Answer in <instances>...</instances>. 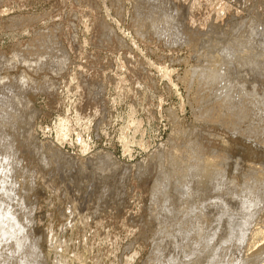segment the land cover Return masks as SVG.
Returning <instances> with one entry per match:
<instances>
[{"label":"rangeland","instance_id":"1","mask_svg":"<svg viewBox=\"0 0 264 264\" xmlns=\"http://www.w3.org/2000/svg\"><path fill=\"white\" fill-rule=\"evenodd\" d=\"M207 1H196L201 5L197 6L198 9L194 8L188 24L194 30L201 29L204 32L211 23L217 19L219 21L225 12L228 13L225 16V21L229 22L225 23L223 43L227 42V37L232 38L231 35H244L248 39L252 21L258 17L256 14L261 12L260 15L264 16V0H246V4L243 0ZM225 5L230 11H226ZM261 16L259 18L263 19ZM104 23L110 29L109 33L105 32ZM138 23L133 0H0V78L15 77L19 85L26 78L23 83L26 86H20L25 89L27 100V103L21 101V104L18 92L13 99L18 97L19 101H14L17 103L12 111L8 113L4 106H0V145L4 140L9 142L16 157L12 161L13 169H0V181L9 178L15 188L11 208L15 209L17 215L24 213V210L29 212L30 222L34 223L30 225L31 236L40 237L39 248L46 264H58L60 260L64 264H82L87 258L91 263L99 258L102 264H125L127 261H131V264H158L153 257L164 227L155 218L153 210L157 205L152 193L156 181L163 179L169 168V156L173 154L191 168H196L200 164L197 160L201 158L212 159V169L225 171L228 182L237 180L236 185L240 187L235 185L232 193H241L250 172L263 189L264 85L261 87V84H264V65L255 66L253 61L256 58L253 61L251 59V62L249 60L247 66L237 59L231 64H216L212 58H207L211 55L209 45V50L206 46V50L204 47L199 48L203 39L196 42L197 48H190L186 42V45L166 46L164 39L150 31V25L146 28L145 36L136 34ZM208 43L214 44L212 40ZM47 51L54 52L56 58L48 55ZM46 53L49 59L44 55ZM204 55L206 58H203ZM43 57L45 62L44 59L40 60ZM51 59H54L53 62ZM60 59L62 61L58 64ZM258 59L262 60L261 57ZM151 62L166 72L176 70L171 73V80L163 76L162 71ZM51 64L54 66L51 67ZM34 66L38 69L35 70ZM55 67L57 70H54ZM231 72L236 73L232 75ZM195 73L197 75L192 76ZM185 76L188 78L186 82ZM257 76L258 81L255 80ZM192 77L194 79H190ZM132 109L136 112L134 116L143 121L144 138L150 142V148L145 150L133 146L129 154L123 152L119 140L125 133L123 131L129 129L125 128L129 125L127 119ZM235 109H242V113L236 112L233 122L227 126V123L220 121ZM169 113L177 119L173 117L174 121ZM60 118L69 122V134L64 144L58 142L55 131ZM136 136L140 139L139 135ZM184 140L187 142L184 143ZM80 141L89 146L85 153ZM59 152L74 158L76 166L66 165L65 168L59 157L61 163L56 161ZM100 153L106 157L112 155L110 158L114 157L120 167H114V159L104 163L103 167V163L96 160ZM53 158L58 164L53 163ZM121 163L129 170L128 179L116 182L114 174L119 173ZM253 165L257 166L255 170L251 169ZM173 170L176 169L171 170L175 174ZM182 182H179V186L184 184L183 188L190 183ZM194 183H190L192 190L185 198L182 192H176L178 195H175L168 193L166 188L160 189V197L166 202L164 197L169 195V202L175 205L173 209L180 212L183 206V209L187 206L196 210L207 199L213 200H209L208 206L213 205L214 201L219 203L216 197L219 198L220 193L224 199L232 196V193L223 195L218 190H209L211 185ZM212 194L215 196L212 197ZM70 208L74 210L75 217L71 223L68 220L72 212ZM230 208L229 213L237 212ZM210 209L212 213L217 212L213 207ZM212 215L216 219V214ZM257 217L261 219V215ZM197 226L198 214L195 212L184 218L172 219L170 226L165 229L169 233L171 229H176L175 234L180 235L177 242L183 245L188 243L185 231H193L189 239L192 242ZM159 227H162L161 231ZM166 239L170 241L167 236ZM164 240L158 246L164 253L163 257L167 259L172 255L178 261L181 250L177 247L169 252L168 246L164 251Z\"/></svg>","mask_w":264,"mask_h":264},{"label":"bare ground","instance_id":"2","mask_svg":"<svg viewBox=\"0 0 264 264\" xmlns=\"http://www.w3.org/2000/svg\"><path fill=\"white\" fill-rule=\"evenodd\" d=\"M133 1H134V4H135V11H136L137 23L139 22L138 23L139 26L136 27L137 24L135 26L137 28V30H136L137 33L136 32L135 33L138 34V35H140V36H143L144 33H146V31H147L146 28H148V26L150 25V31L155 32V34L158 36V38L164 39V41L166 42L165 43L166 46H172L174 44H182V43H184L182 45H186V43H187L190 48H197V43L196 42L197 41H202V39H203L202 46L199 47V48L202 49V47L205 48V46H206V48L208 49V45H209V47L211 49L209 48L210 50L209 49L208 50L210 52L207 50V53L209 52L211 55L208 53L210 55V57H207V58H210L208 60H211V58H212L213 61H214L213 63H216V64L220 63V64H223L224 65V64L230 63L232 61H235V59H237L238 61H242V63L244 62L246 64V66H247L248 63H249V60L251 62V59L253 61V58H256L253 61V63H255L254 64L255 66L262 67L264 65V16H261L262 14L260 15L261 12L258 15L256 14V16H258V17L255 16L257 19L255 17H254L255 19L253 21H252L253 18L250 19L253 23H252V26L250 28L251 34L249 33L248 39L244 35H238V37H237V35H236V37H235V35H234V37H233V35H231L232 38L231 37L230 38L227 37V42L225 41V43H223L224 42V38L223 37L226 35V32H225L226 31V29H225V23L226 22H229V21H225V16H227L228 13H226L223 8L222 9L224 10L225 14L222 12L224 15H222V17H220V13H219V17H220L219 21L216 18L217 21H215V22H213L211 24L209 23L210 24L209 27L206 26V28L208 27L207 30L204 31V32L203 31L201 32L200 31L201 29L199 31H196V30H194L192 28L191 25L188 24L189 23L188 20H190L188 18H190V17L192 18L191 13H192L193 10H195L194 8L198 9L197 6L200 3L197 4L196 1L202 2V0H133ZM243 1H244L243 3H245L246 0H243ZM254 1H257V0H254ZM206 2L208 3L207 0H206ZM240 2H242V1H240ZM116 3H117V1H116ZM121 3H122V1H121ZM225 3H228V2H225ZM243 3H242V5H243ZM224 7H225V9L226 8L229 9L226 5ZM242 7L243 6H241L240 8H242ZM251 7H253V6H251ZM251 7H250V9H251ZM227 9H226V11H230V10H227ZM256 10H257V8H256ZM193 13H195V11ZM229 13H231V12H229ZM234 16H235V13H234ZM259 16L263 17V19H260ZM236 17L239 19V14H237ZM240 18H242V16ZM246 18H248V17H246ZM15 19H17V17H15L14 20ZM230 20H232V18ZM236 23H238V22H236ZM105 24L106 23L103 24L104 30H105V32L107 31L106 33H109L108 31L110 29H107L106 28L107 26L105 27ZM235 25H233V26H235ZM143 26H145V28ZM236 26H239V25H236ZM236 26H235V28H236ZM230 30H232V29H230ZM241 31H242V29H241ZM236 34H237V31H236ZM247 34H248V32H247ZM146 36H147V34H146ZM106 37H108V35ZM183 38H184V42L182 41ZM221 39H223V41H222L221 44H219L221 42ZM225 39H226V37H225ZM179 40H181L182 42L179 41ZM211 40L214 42V44H211L210 45L208 43V41H211ZM132 41L135 42L134 39H132ZM206 42H207V44H206ZM121 43H123V42H121ZM218 44L221 45V47ZM49 47H47V48H49ZM206 48H205V50H206ZM197 51L199 52V49H197ZM47 53H48V55L51 54V57L52 56L55 57V53L54 52H53L54 55H53L52 51H47ZM47 53L44 54V55H47ZM207 53H206V55H208ZM203 54H205V53H203ZM48 55H47V57H48ZM206 55H204L203 58H206L205 57ZM44 57L47 58L46 56H44ZM44 57L43 58H40V60L41 59H44V62H45V58ZM259 57H261L262 60L258 59ZM48 59H49V57H48ZM53 60H52V62H53ZM172 60L174 62V59L171 58V61ZM177 60L180 61L179 59H177ZM61 61H62L61 59H60V61L58 60V64ZM6 62H8V61H6ZM36 62H37V60H36ZM56 62H54V64ZM207 63H210V62H207ZM34 64H35V62H34ZM36 64H38V63H36ZM47 64H50V63L48 62ZM52 64H51V67L54 66ZM151 64L153 66H155V64L153 62H151ZM238 64H239V62H238ZM14 65H15V63H14ZM155 67L158 70L162 71V75L165 76V77H167L169 80H171V77H170L171 76V73L176 71V70H173L171 72V71H168L167 70V72H166V70H163L162 68H158V66H155ZM216 67H217V65H216ZM56 68L57 67H55L54 70H57ZM36 69H38V67H35V70ZM222 69H224V68L222 67ZM258 69H260V68H258ZM262 69L263 68H261V70ZM261 70H259V72ZM225 71H227V70H225ZM167 73H168V75H167ZM196 73L199 74L198 71ZM196 73L194 75H192V76H196L197 75ZM221 73H222V71H221ZM232 73H234V72H231V74ZM246 73H248V72L246 71ZM253 73H252V76H253ZM22 75H24V74H22ZM187 75H188V72H187ZM239 75H240V73H239ZM186 76L184 77L185 82L191 76V74H190L189 77L187 76L188 78ZM218 76H219V74H218ZM258 77L259 76H257V78H255V80L258 81L259 80ZM14 78H12V79H5V78L2 79V78H0V106H1V108L4 106L5 107L4 108L5 111H7L8 113L10 111H12L13 108H15V104L17 102L14 103V101H16V99L18 97L13 99V96L17 95L18 92L20 94V95L18 94V96H19L18 99H20V96H21V100L20 101L18 99L17 100L19 102H21V101L24 102V104L27 101V100L25 101V98H26V96H25V93H26L25 92V89H23V87L20 86L21 84L24 85L23 83L26 81V78H25V81L23 83H20V85L18 84V81L19 80L17 81ZM23 78H24V76H23ZM27 78H28V76H27ZM182 78H183V76H182ZM200 78L202 79L201 76H200ZM204 78H205V76H204ZM190 79H194V78L192 77ZM263 80H264V78H263ZM230 81H231V79H230ZM214 82H215V79H214ZM243 82L245 83V81H243ZM260 82L261 81H259V84H260ZM228 83H230V82L228 81ZM239 83H240V81H239ZM248 84H250V83H248ZM185 85H186V83H185ZM221 85H223V84H221ZM262 85H264V84L262 83L261 84V87H262ZM24 86H26V85H24ZM247 87H249V85ZM27 88H28V86H27ZM27 88H26V90H27ZM29 88H30V86H29ZM224 88H225V86H224ZM253 88H255V87H253ZM32 89H35V87H32ZM45 89H47V87ZM187 89H188V87H187ZM239 90H241V89H239ZM261 92H262V90H261ZM95 95H97V94H95ZM261 97H263V96H261ZM181 100H183V99H181ZM22 102H21V104H22ZM225 108L227 109V107H225ZM241 110L240 111L236 110V111H233L232 113H230L231 111L229 110L230 112L228 113V115L226 116L224 114L226 117H222L220 121H222L223 123H227V126H228V123L229 122H233L236 119V115H235V114H237L236 112H239V114L242 113ZM134 113L136 114V112H133V109H132L131 112L129 113V119H127V120H129V123H128L129 125H128L127 128H125V129H128L129 128V129L127 131H123L125 133H123L120 136V140H119L123 152L124 153H129V154L132 151V147L133 146H137V147L139 146L140 148L145 149V150H147V149L150 148V142L149 141H146V138H144V136H145L144 130L145 129H143V126H142V122L143 121L140 120V119H137L136 116H134ZM207 114L208 113H206V115ZM224 115H222V116H224ZM170 116H172V115L170 114ZM168 117H169V115H168ZM173 117H174V114H173L172 118ZM174 118H176V116ZM0 119H1V116H0ZM174 121H175V119H174ZM58 125L59 126L56 127V130H55L56 131V136L58 138V142H60L61 144H64V142L66 141V138H67V136L69 134V122L66 121V119L60 118L59 119V122H58ZM175 130H177V129H175ZM136 135H139L140 139H138ZM168 138H169V136H168ZM169 142H170V140H169ZM186 142L187 141H185L184 143H186ZM81 147H82L83 153H85L86 151L89 150V146L87 145V143H84V141L81 142ZM158 150H160V149H158ZM180 150H182V149H180ZM188 150H189V148H188ZM104 153H100L98 155V157L96 158L97 161H99L100 163L101 162L103 163V167H104V163L107 164V162H110L112 159H114V157L113 158H110L112 156L111 154H110L111 156L106 157ZM158 153L160 154V152H158ZM181 153H183V152H181ZM57 154H58L57 157L55 156L56 157V161L59 160L58 159V157H59L60 158V161L65 164V165L63 164V166H65V168H66V165H68V166L71 165L72 166L73 164H75V166H76V162H75L76 160H74V158L72 159L70 157V155L67 156L66 154L61 153V152H59ZM155 154H156V152H155ZM162 155H164V154H162ZM184 155H186V154H184ZM178 156L180 157V155H178ZM54 158H53V163L56 164L57 162L55 161ZM190 158H192V157H190ZM15 159H16V157H15V154H14V152H13L11 146H10V143L7 142L6 140H4L3 143L0 145V169H3V170H5V169H11V168L13 169L12 161L15 160ZM167 159L168 158H166V160ZM169 159H170V161H168L169 162V168L165 171V175L163 176V179L162 178L160 180L158 179V181H156V183L154 184L155 185L154 188L152 187L153 188L152 195H153V198H156V205H157V208L156 209L154 208V210H153L154 211V215H156L155 218H157V221H158L157 223H159V225H161V226L164 227V228L161 227L162 228V231H161V228L159 227L160 228V231H161V232L159 231L160 234H161V238H160V240L158 239L159 242H157V249L155 251V257H153L158 262V264H174V263H180V262H181V264H264V219H263L264 218V186H263V189H261L260 186H258V184H257V182H259V181L257 179H255V177H253V175L250 172L251 175L249 174V177L248 176L246 177L247 180H248V183H247V180L245 178V180H246L245 181V184H244L245 186L243 188H241L243 190L241 191V193H236L235 194V193H232L233 192L232 189H234V186L237 184L236 183L237 180L235 182H231V181L228 182L226 180V178H225L226 177L225 176V171L212 169V167H211V163L213 161L212 159H209V158L208 159H205V158L202 159L201 158V160L200 159H199V161L197 160V162H200V164L198 163L197 166H195V164H194V166L196 168L189 167L190 165L187 163L188 162L187 161V157H185V159L187 161L186 163L189 166L186 165V164H184L174 154L171 155V156H169ZM114 160H115V163L114 164L116 165L114 167H116V168L117 167H120V163L116 159H114ZM60 161H58V162H60ZM190 162H194V161H191L190 160ZM97 164H98V162H97ZM138 164L140 166L141 165L144 166V164H140V163H138ZM98 167L99 166H97V168ZM121 167L122 168L120 169L119 173L117 172L116 174H114V179L116 178V182L117 181L118 182H124V180L128 179L129 170L126 167L124 168L122 166V163H121ZM256 167L253 165V166H251V169L252 170H255ZM174 168L176 169L175 170L176 172L173 170L175 172V174H173L171 172V170L174 169ZM60 170H61V168H60ZM114 170H115V168H114ZM160 176L162 177V174ZM117 178H118V180H117ZM108 179H109V177H108ZM185 179L188 182H190V183L195 182V183H198L200 185L201 184L202 185H205V184L206 185L207 184L208 185H211L210 188H208L209 190H211V191L218 190L220 192H223V195L226 192L229 193V194L232 193L231 194L232 196H231L230 199H224V196H221L222 193L218 192V194L220 193V197L219 198L216 197V200L218 199L219 200V203H215V201H214L215 204L213 203V205L211 204V205L208 206L207 203L209 202V200H212V199H209V200L207 199L208 201L206 200L205 203L202 201L203 203H201L199 206H197L196 210H191L187 206H185V209H183V207H184L183 206L182 207L183 210L181 209L182 211L180 210V212H178L177 209H175V210L173 209V207H175V205L173 206L171 204V202H169L170 201L169 195L168 196L165 195V197H164L165 200H166V202L162 201V199L160 197V195H161V190L160 189L166 188L168 190V193L182 192V196L185 198V197H187L190 194V191L192 190L190 188V186H189L190 183H187V185H185L186 187H184V188L182 187V186H184V184L181 187L179 186V184L182 182V180H184V182H187V181H185ZM112 180H113V176H112ZM109 181H111V180L109 179ZM250 181H253V183L251 182V185L249 183ZM111 183H112V186H113V182H111ZM114 185H116V184H114ZM236 186H238V185H236ZM238 187H240V186H238ZM118 188L120 189V187H118ZM201 188H203V187H201ZM206 189H207V187H206ZM237 190H239V189H237ZM104 191H106V188L104 189ZM13 192H15V188L12 187V183L9 180V178L0 181V264H46L44 262V260L42 259L43 256H42V253H41L40 248H39V242H40L39 241L40 240L39 238L40 237L39 238H34V236H31V230H30L31 227H30V225H32L34 223L33 222H30L29 212L28 211L25 212V210H24V213H22L20 215H17V213L15 212V209L13 210L11 208L12 207V205H11V199H12V193ZM93 193H94V191H93ZM207 194H208L209 197H211V194H209V193H207ZM218 194H216V196H218ZM73 195L71 196V198L73 197ZM175 195H178V193H176ZM213 195L215 196V194H212V197H214ZM90 196L91 195H89L87 197H90ZM208 196H206V198ZM76 200L78 202H80L77 198L75 199V201ZM216 202H218V201H216ZM80 205H82V204H80ZM78 206H79V204H78ZM153 207H154V204H153ZM210 207L215 208V210H217V212L216 213H212ZM230 207L234 208L235 211H237V212L234 213L233 211H231V213H229L228 208L231 210ZM179 208H180V206H178V210H179ZM70 209H71L70 211H72V212H71V214H69L70 215V217L68 219L69 220V223H71V221L75 219V217H74V210L72 208H70ZM195 212H197V214H198V226H197V230H195L196 233L194 232L196 236L195 237H192L193 238V239L191 238L192 239L191 240L192 242H190L189 239H190L191 233L193 231L191 229H188V230L185 231L187 233L186 239H187L188 243H183V245H181L180 243L178 244V242H177L179 240L178 236L180 237V235H176L175 234V230L176 229H174V228L171 229L172 232L169 233V232H167V230L165 228L170 226V223H171V220L172 219H176L177 217H183L184 218L187 215L189 216L192 213L194 214ZM81 214H83V213H81ZM212 214H216V219H214L215 216L212 215ZM257 215H261V219L258 218ZM238 216L241 217V219H239ZM225 218H226V220H225ZM256 218L259 219L258 222H257L258 219H256ZM80 220H82V218L79 219V221ZM78 223L80 224L81 222H78ZM225 223H226V225H224ZM212 224H216V225L214 226ZM77 226H78V224H77ZM189 227H191V226H189ZM76 229H74V230H76ZM165 236H167L170 239V241L167 240V239L164 240ZM163 240L166 243L165 246H162V249L164 251L166 250V247H168V246H170V251L169 252L174 251L177 247L181 250V257L178 260L179 262L177 260H174V257L172 255L170 257H168L167 259H165L163 257L164 253L162 252L161 249H159V247L161 246V243H162ZM168 242H169V245H167ZM87 249L89 251V248H87ZM63 255L65 256V254H63ZM62 258H63V256H62ZM100 258H101V256H100ZM64 259H66V258H64ZM87 260H88V258H87ZM87 260H85V262H83L82 264H102V262H101V260L99 258H97L96 260H94V262L91 259L92 260V263L90 261L88 262ZM119 262H121V261L119 260ZM58 264H64V261H61L60 260ZM74 264H76V263H74ZM108 264H109V262H108ZM125 264H131V261H127Z\"/></svg>","mask_w":264,"mask_h":264}]
</instances>
